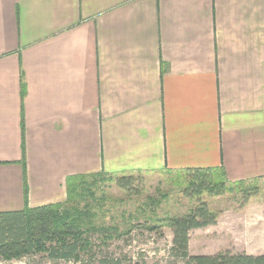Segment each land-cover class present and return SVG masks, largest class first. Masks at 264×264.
Instances as JSON below:
<instances>
[{
  "label": "crops",
  "instance_id": "1",
  "mask_svg": "<svg viewBox=\"0 0 264 264\" xmlns=\"http://www.w3.org/2000/svg\"><path fill=\"white\" fill-rule=\"evenodd\" d=\"M164 168L264 176V0H0V211Z\"/></svg>",
  "mask_w": 264,
  "mask_h": 264
},
{
  "label": "rangeland",
  "instance_id": "2",
  "mask_svg": "<svg viewBox=\"0 0 264 264\" xmlns=\"http://www.w3.org/2000/svg\"><path fill=\"white\" fill-rule=\"evenodd\" d=\"M186 169L131 172L136 177L131 192L118 187L113 176L91 183L94 196H88L87 200L95 198L91 200L96 222L115 223L120 228L132 222L135 227L127 237L108 240L105 247L97 233L91 234L92 248L82 254V262L50 260L44 254H35L0 261V264H101L103 256L115 258L119 264H186L171 252L172 233L168 227H163L162 234L157 235L140 225L147 215H182L195 205L183 192L187 184ZM83 176L86 181L93 180L91 174ZM245 187H250L246 197L242 191ZM148 198L153 199L154 204ZM200 198L218 216L214 224L190 231V253H264V176L254 177L222 194L203 192Z\"/></svg>",
  "mask_w": 264,
  "mask_h": 264
},
{
  "label": "trees",
  "instance_id": "3",
  "mask_svg": "<svg viewBox=\"0 0 264 264\" xmlns=\"http://www.w3.org/2000/svg\"><path fill=\"white\" fill-rule=\"evenodd\" d=\"M19 81L22 100L25 95L22 74ZM23 138V124H21L22 161L25 154ZM184 172L187 184L183 192L190 200H194L195 205L182 215H147L140 225L157 235L162 234L163 227H168L172 233L171 252L184 259L186 264H264V253L220 251L213 254H193L189 252L190 231L214 224L218 216L205 201L201 200L200 195L203 192L222 194L226 190H233L235 186H242L245 181L229 182L222 169L187 168ZM104 176L108 178L113 176L115 184L126 192L132 191L136 178L133 173L110 172L91 174L93 178L91 181L84 180L85 176H72L66 183L67 196L63 202L29 207L25 201L22 209L0 211V261L44 254L50 260L82 262V254L89 253L92 248L91 234L97 233L104 247L108 246V240L127 237L135 227L132 222H128L129 224L124 228H120L115 223H98L92 203L95 198L87 200L88 196H94L90 184H95L98 179L103 181ZM249 190L250 187L242 189L245 197ZM149 201L154 204L153 199L150 198ZM82 202L83 204L80 205ZM100 263L119 264L117 259L106 256L100 258Z\"/></svg>",
  "mask_w": 264,
  "mask_h": 264
}]
</instances>
